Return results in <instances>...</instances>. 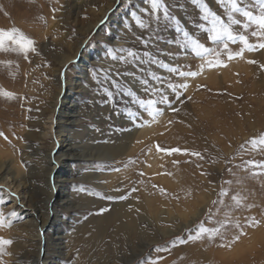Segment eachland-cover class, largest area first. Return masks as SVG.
Here are the masks:
<instances>
[{
    "label": "rangeland",
    "instance_id": "374dc122",
    "mask_svg": "<svg viewBox=\"0 0 264 264\" xmlns=\"http://www.w3.org/2000/svg\"><path fill=\"white\" fill-rule=\"evenodd\" d=\"M107 2L25 0L9 11L0 3V28H19L35 41L37 48V52L28 54V59L19 53L0 54V89L14 94L12 98L0 95V131L8 137V140L0 137V162L7 154L12 156L20 170L18 181L25 180L24 185L32 186L36 203L42 205L45 187L54 188L55 176V171L48 173L45 154L57 147L54 122L52 120L48 130L50 123L45 109L58 86L64 89L68 84H76L77 122L74 125H77H73L70 140L76 147L74 153L88 155L95 154L94 148L122 147L114 157H74L71 160L66 170L68 176H65L67 202L58 207L64 223L62 226L55 223L54 228L44 234L50 237L58 228L60 234L52 237H57L64 245L62 251H68L63 261L59 258L61 264H101L104 261L128 264L125 258L132 254L134 247L138 248L136 245L143 247L144 243L149 244L129 264H264V145L251 142L264 137V68L261 67L264 49L244 50L242 55L229 60L222 43L208 41L206 31L201 28L208 23L202 19L199 4L194 5L191 0H164L177 21H165L162 12L157 14L158 20L154 18L148 0ZM204 2L228 22V8L224 4L218 0ZM238 3L258 13L255 0H238ZM104 6L108 9L101 13ZM132 11L149 23L147 30L135 25L130 16ZM18 12L26 13V21L18 18ZM233 18L242 22L232 26L234 33L245 35L252 44L264 42L251 35L257 31V26L244 29L245 18L239 13H233ZM177 28L181 32L178 33ZM183 31L220 52L226 66L209 67L207 61H214V53L196 57L190 48L181 47ZM242 47L240 42H229L232 53ZM121 48L147 51L151 56H142V64L113 60L112 55L126 56ZM109 49H112L111 55ZM73 53L74 58L60 67L58 80L54 81L52 69L58 58ZM153 59L198 75L179 77L151 63ZM153 76L161 77L164 83L154 80ZM144 80L167 95L177 111L158 104L163 111L153 120L139 109L136 98L159 99L143 91ZM168 82L187 84L186 88L178 89L182 93L180 100L167 88ZM104 89L113 93L111 102ZM126 92H134L136 97L125 95ZM129 111L140 116L139 126L129 120ZM148 127L151 129L146 130ZM43 129L47 132L43 139L27 135L31 131L40 134ZM151 145L156 157L153 166ZM157 145L199 152L203 158L183 152L167 154L158 151ZM84 174L97 176L82 179ZM21 176L24 178L20 179ZM0 186H3L0 212L6 217L12 210L17 213V217H7L5 225L0 226V237L12 241L4 246L0 264H28L27 256L17 257L21 250L13 249L17 242L26 240L22 229L25 218L16 206H11L7 193L10 188L4 183ZM81 187L83 192L79 191ZM109 196L113 199L105 198ZM121 196L126 199H119ZM194 208L199 209L195 220L178 230L177 223L183 217L178 218L177 212L182 209L187 214ZM101 209L106 211L101 212ZM149 209H160V217L156 221L149 217L151 223L145 217L138 219L140 215L149 216ZM115 210L124 212V220L135 219L134 234L115 229L118 222L113 215ZM167 211L176 215L169 219ZM103 215L113 221L98 231L96 226L101 223L98 217ZM82 223H85L84 229L80 228ZM200 223L209 228L223 224L221 235L188 240ZM165 227L176 232L163 235ZM177 238L186 243H179Z\"/></svg>",
    "mask_w": 264,
    "mask_h": 264
},
{
    "label": "bare ground",
    "instance_id": "6f19581e",
    "mask_svg": "<svg viewBox=\"0 0 264 264\" xmlns=\"http://www.w3.org/2000/svg\"><path fill=\"white\" fill-rule=\"evenodd\" d=\"M23 1H25V0H0V3H2L3 9H5V11L6 10L9 11L11 8L20 6L19 4L22 3ZM111 2H113V0H108L107 3L111 4ZM110 6H112V5H110ZM34 7H36V6H34ZM107 7L108 6H104L103 8H101L100 9L101 13L106 12V10L108 9ZM1 11L2 10L0 9V12ZM25 12H23V13L18 12V18L21 19V21L22 20L26 21V19H27ZM9 14H10V12H9ZM88 28H89V26L84 31V33L86 31H88ZM41 37L44 38L45 36L42 35ZM80 45H81V43H79V45H77V49L80 47ZM72 52H74V51H72ZM4 53L7 55H9V53H11V56H12L14 52H10V51L5 52V51L0 50V54H4ZM75 53H76V51H75ZM75 53L66 54L63 56L61 55L58 58V60L56 61L55 67L52 69V71L54 72V76H53L54 81L58 80V71L60 70V67H62L71 58H74ZM206 70H207V68H206ZM222 70L224 71V67ZM226 72H227V70H226ZM226 72H223V73H226ZM223 76H225V75L223 74ZM225 77L227 78V76H225ZM205 78H206V76H205ZM212 82H214V81H212ZM75 90H76V84L75 85L74 84H68V86L64 87V89H62V87L58 86L57 90L52 93V96L50 95L51 99L49 101V105H48L47 109H45L46 112L48 113V119H49V123H50V124H48V130H50V128H51L52 120L54 122L53 135L56 138L57 147H56V149L54 147L50 148L48 150V152L45 154V158L47 157V160H48V162H47L48 167L46 166L48 173L50 171H53V172L55 171L54 172L55 176H54V179L52 178L53 183H54L53 184L54 188L52 189L50 187H45L46 196H45L44 200L41 202L42 205H39L38 203H36V200L33 196V187L28 186V185H24V183L26 182L25 180H24V182H21L20 180L18 181L17 176H18V173L20 170H19V167L15 165V163H14L15 161L12 158V156L7 154L5 156V158H3V160L0 162V183H4L7 186V188H10L9 191H7V193L9 195L14 194V195L8 196V198H10L11 202H12L11 206H13V205L16 206V208L20 211V213H22L23 218H25L24 223H22V227H23L22 229L25 230L23 233L24 234L23 238L25 237L26 240L21 242L20 244L17 242L16 245L13 247V249L17 248V249L21 250L20 255H18L17 257H20L22 255L27 256V258L29 260L28 264H61V262L63 261L62 257L66 258V255L68 254V251H62V247H64V245H61V243L59 242V239L57 237L56 238L52 237L53 235L57 236L58 234H60L59 231L57 230L58 228L56 229V231L54 233H52V236H50V237L48 235L46 236L44 234H46V232L48 233L51 228L53 229L55 223H58L57 224L58 226H62V224L64 223V220L60 217L61 214H60V210H58V207H60L62 203L67 202L68 193L65 192V190H66L65 181L67 180V178L65 176H68V172H66V170L68 168H70V166H71L70 162H72L71 160L74 157H76V158L95 157V156L96 157H105V158L114 157L116 155L115 152H119L122 149L121 145H116L113 148H110V147L94 148L95 150L94 149H92V150L95 151V154H88V155L84 154L83 155V154L74 153V151L76 150V147L72 145L73 142L71 143L70 140L72 137L71 134H73L72 133L73 132L72 131L73 125L77 122V119H76L77 101L75 98V94H76L74 92ZM47 95H49V94H47ZM78 121H79V119H78ZM76 125H74V126H76ZM78 125H79V122H78ZM145 129L149 130L151 128L148 127ZM44 130L45 129H43L42 133H40V134H37L36 132L31 131L27 135L30 137H34V138L43 139V137L47 136V132H44ZM135 131H136V129H135ZM162 136H164L166 138L165 135H162ZM149 149H151L150 162H153L152 163V166H153L154 162L156 160V157H154V155H153L152 151H154V150H152L153 149L152 145L149 146ZM88 161H90V160H88ZM92 176L95 177L97 175L96 174H93V175H85L84 174L81 177H82V179H89ZM50 177H52V176H50ZM21 178H24V177L21 176L20 179ZM16 182H17V184H16ZM96 184H97V186L103 187V184H101V183H96ZM19 186H20V189H18ZM70 202H72V201H70ZM69 206L70 205L66 206V208H69ZM149 210H150L149 216L140 215L138 219L145 217V218H148L149 222L151 223L152 220L149 217L154 218V221H156L160 217L158 215L160 209L159 210L149 209ZM130 212H128V213H130ZM123 214H124V212L120 213L117 211H116V213H113V215L116 216V219L118 220V222L115 224V229L116 230L124 229L127 232H129L130 235L134 234L136 232V221L134 222L135 219H133V218L131 219L129 217L128 219L124 220L122 218L124 216ZM198 214H199L198 208L197 209L194 208V210H191L187 214H186V212H184V210L182 211V209H181L180 212H177V215H178L177 217L178 218L183 217V218L177 223V229L181 230L182 228L189 225L191 222H193V220H195V218L197 217ZM167 215H168L169 219H172L176 214H172L170 211H167ZM103 217H104V219H103ZM109 218L106 219V215H103L102 217H98V219L101 221V223L98 226H96V227H98V231L100 228L103 227V225L106 226V223H110L113 221V219H111L112 220L111 221ZM98 219H97V221H98ZM122 220H124V221H122ZM84 226H85V223H82L80 228L84 229L85 228ZM96 227H94L95 228L94 232L97 231ZM84 232L86 233V231H84ZM173 232H176V230H172L170 228L166 229V227H165L162 234L163 235L164 234H171ZM76 235H78V233H76ZM76 235H75V237H76ZM89 235L91 236V234H89ZM79 238H83V237H78V239ZM148 244L149 243H146V244L144 243L143 247H141V245H136L138 248H135V247L133 248L132 254L129 257L125 258L126 262L129 264L132 261H134L141 254L143 249L145 247H147ZM50 245H52L53 247L49 248ZM60 257H61L62 261H60V259H59ZM101 264H106V261L101 262Z\"/></svg>",
    "mask_w": 264,
    "mask_h": 264
},
{
    "label": "snow or ice",
    "instance_id": "6c2138e0",
    "mask_svg": "<svg viewBox=\"0 0 264 264\" xmlns=\"http://www.w3.org/2000/svg\"><path fill=\"white\" fill-rule=\"evenodd\" d=\"M150 4V9L152 16L159 19L158 13H163V18L165 21H177L178 18L171 15L169 12V9L167 5L164 3V0H148ZM191 2L194 5L199 4L200 11L202 14V19L208 23V26L205 27L204 25H201V28L204 29L207 33V39L209 42H220L223 45V51L227 54V57L229 60H231L234 56H240L242 55L244 50L253 51L257 48L264 49V42H260L258 44H252L249 42L248 38L243 34H236L233 31L232 26L234 25H240L242 22L240 20H237L233 18V13H239L242 17L245 18V21L242 24V27L244 29H248L251 25L257 26V31H253L251 33L252 36L260 37L262 41H264V0H255V5L258 6V13H254L252 10H249L248 7H241L238 3V0H218V3L224 4L226 8H228L227 13V20L226 23L224 19L213 12L209 6L204 2V0H191ZM130 16L132 20L134 21L135 25L143 30H147L150 25L145 20L141 19L140 16L137 15L135 11H132L130 13ZM125 27H128V25H125ZM176 31L179 33L181 30L179 28L176 29ZM182 36L184 39V44L181 47L184 48H190L191 52L196 57H201L208 55L210 53L215 54L214 61L210 60L207 61V64L209 67H217V66H226L223 64V61L220 59V52L216 51L214 48L207 47L204 43H202L199 39L193 38L187 31L182 32ZM142 40V43L147 44L148 41L144 40L143 38H138ZM229 42L236 43L240 42L243 47L240 49L239 52L232 53L229 49ZM0 50L5 52H14L23 54L25 59H28V54L30 52L35 53L37 52L35 41L27 36L24 32H22L17 27H10V28H0ZM120 51L126 52L125 55H121L117 58V56L112 55V59L116 60L119 59L120 61L124 63H140L142 64L144 61L142 59L143 57H149L151 54L147 51H144L143 53L135 51V50H128L121 48ZM109 54H112V49L108 50ZM151 63L153 64H159L162 69H166L168 72L173 73L179 77H195L198 75L195 71H182L180 70L179 66H171L169 63L164 62L160 63L158 60H151ZM249 63H255V61H249ZM262 68H264V65H261ZM151 75V74H150ZM154 80L160 81L161 84H163V80L159 76H153ZM143 85L145 86L143 88V91L146 94L149 95H155L158 96L159 99H139L136 98L135 102L138 104L139 109L146 112L150 117H152L153 120H155V117L157 115L162 114L163 109L157 107L158 104H164L166 105L171 111H177L176 108L172 107V102L169 99V97L159 89V88H153L149 85L148 80L143 81ZM119 87V85H116ZM187 87V84H174L171 82L167 83V88L171 90V92L175 95L177 100H180V97L182 93L178 89H184ZM104 91L107 93L109 97V102H111V97L113 96V93L108 91L107 89H104ZM0 95H3L7 98H12L13 93L9 91H5L3 89H0ZM125 95L136 97V94L134 92H126ZM182 102V101H181ZM127 116L129 120L137 126H139L138 121L140 120V116L137 113H133L129 111L127 113ZM0 137H3L5 140H8V137L0 131ZM253 145L259 144L264 145V137H262L259 141L256 139H253L251 141ZM243 147V146H241ZM157 150L160 152H164L167 154L172 153H178L183 152L185 154H190L199 158H203L199 152H191L187 149H180V148H161L159 145H157ZM174 163H178L177 161H174ZM3 190V186H0V191ZM79 191L83 192L84 189L81 187ZM135 191V189H133ZM163 192L164 190L161 189ZM223 194V190H222ZM14 195V194H10ZM106 199H113L112 197H105ZM119 199L123 200L126 199V197L121 196ZM235 200L236 198L233 197ZM2 203V201H0ZM215 203V202H214ZM237 203L239 201L237 200ZM106 211V209H101V212ZM7 217H17V213L15 210H12L7 214ZM3 212H0V226L5 225V220L7 218ZM226 223V222H225ZM8 224L10 226L11 220L8 221ZM239 227V225H237ZM223 227V224H221L220 227H214L209 228L206 227L203 223H200L196 225L194 234H190L188 236V240H199L203 237L207 236L208 239H213L214 237L221 235V228ZM179 243L183 244L186 243L185 240L182 238H177ZM12 241L10 239H5L3 237H0V254H3L4 246L10 245Z\"/></svg>",
    "mask_w": 264,
    "mask_h": 264
}]
</instances>
